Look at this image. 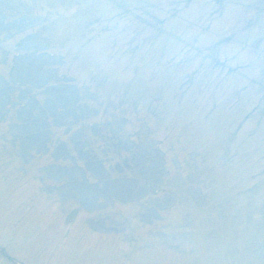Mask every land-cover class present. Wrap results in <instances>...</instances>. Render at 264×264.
Returning a JSON list of instances; mask_svg holds the SVG:
<instances>
[{
  "label": "rangeland",
  "instance_id": "rangeland-1",
  "mask_svg": "<svg viewBox=\"0 0 264 264\" xmlns=\"http://www.w3.org/2000/svg\"><path fill=\"white\" fill-rule=\"evenodd\" d=\"M111 3L113 1L117 4L122 3L121 10L123 12L124 19L127 18L129 22L132 21V19L135 17L136 14H139L140 16L144 17L145 14H149L148 11L151 12V9L160 12L161 10H166V8L176 2L174 0H144L138 1V0H110ZM174 1V2H172ZM248 1V0H246ZM198 6V2H195L192 4L191 10L189 12H179L176 11L177 16L176 18L170 19L163 28V32L166 34H171L175 35V30L174 26H178L180 21L188 19L190 13L196 9ZM219 8H216L215 11H217ZM222 13L221 16V21H227L229 23H222L219 21L217 24L212 25L210 29V36H216V35H224L226 33L231 32L235 27H238L239 25L247 24L248 20L239 22L238 21V16H237V4L236 2H223L222 4V11H219V13ZM172 13V12H171ZM199 17L200 21L204 20V12L200 11L199 12ZM155 15V13H153ZM140 19V18H138ZM144 24L146 23L145 18L142 19ZM132 23V22H131ZM31 28V27H30ZM130 32V29L129 31ZM156 36L158 33L154 32ZM160 40L164 37L163 34L160 36ZM36 39L35 37L31 38V41ZM157 39V38H156ZM159 40V41H160ZM171 39H166L164 41L165 44H170L173 45L175 42L172 40V43H167ZM178 40V39H176ZM175 40V41H176ZM170 45H166L167 50L171 51L173 53V50ZM189 45V44H188ZM199 47V44H198ZM170 53V52H168ZM198 53H193L191 54L188 59L185 60V63H188L189 67L191 68V72L194 74L199 73V66H196V63L198 60L197 56ZM26 54V53H24ZM5 56L4 53L0 54V73L4 76L7 75L8 71L5 72L4 69V63H5ZM169 58V57H168ZM32 67L34 65L31 64V66L22 64L21 71H20V76H24L22 79H26L31 73L33 72ZM177 72L183 71V67L181 66H174L173 68ZM6 73V75L4 74ZM239 74V73H238ZM23 82V81H22ZM179 82V80H178ZM177 82V83H178ZM256 84L258 81H255ZM25 83V82H24ZM176 83V84H177ZM176 84L173 86L175 88ZM172 88V89H173ZM171 89V88H170ZM165 94L168 93L167 90H163ZM195 95L198 97V92L194 88H191L185 95L183 101L185 102V105L188 104V100L190 99L191 96ZM1 97V96H0ZM5 103L4 101H1ZM206 103V107H209ZM6 104V103H5ZM9 108H12V106H9ZM7 117L6 115H1L0 114V120L5 119ZM8 119V118H7ZM3 122V121H2ZM162 126H165L164 121L160 123ZM2 129H7L5 123L0 125V175L5 171L8 173L10 176L14 177L16 175L15 169L16 167L14 166H9L8 168H2L4 164L10 163L11 165H15L14 158L17 157V151H12V150H6V148L3 146L4 144V135H2L3 130ZM220 129V128H219ZM77 134H70L66 136V141H70L72 138L76 137ZM177 136V135H176ZM179 141L180 142H185L186 144L190 145L194 150L189 152V151H180L177 150L175 152L174 158L176 159H184V162L189 160V162H183L182 165L188 164L191 165L192 162H190L192 159H194V151H199L200 149L202 152H207L210 148V144L212 143V136L210 134L206 135V140L204 141L203 137L197 138L196 136L192 138V142H189L187 140V137L185 135L179 134ZM199 147V149L195 146ZM249 146L250 143L247 142L246 146L244 144H241L239 146L240 149L237 148L238 152V157H240L243 153L246 154L249 151ZM256 146V145H255ZM261 146V145H258ZM258 152V151H257ZM190 153V154H189ZM259 153V152H258ZM208 155V154H207ZM214 160V157H210V161ZM136 162L138 163V170L134 168V162L133 159H130L128 162L127 166L131 171H136L134 172L137 177L140 175L142 178L143 175H145L147 178H151V183L152 185L154 184L153 181H157L156 176H150L148 172H153V168H142L141 170L139 167L141 164H143V160L137 157ZM174 161H170V157H168V165H171L173 167ZM96 168L98 169L99 173H102V169L96 165ZM134 168V169H133ZM190 168L183 169L176 167V173L175 175H181L184 174L188 176V170ZM126 170V168H125ZM210 169L208 170V172ZM20 172V171H19ZM156 173H161L159 171H156ZM21 173V172H20ZM142 174V175H141ZM162 176V175H161ZM196 181L194 182H187L186 187V192L184 191L183 187L179 188L181 191L185 192V199L183 200V206H185V210L187 212H190L193 214V216L196 218L197 222L204 223L206 225H211L212 223L216 222L215 220L212 219V215L216 214L219 212L222 201H224V196L220 195L216 190L218 184L216 183L217 181H207V182H199ZM259 182V181H258ZM4 184V179L3 177H0V186ZM180 185V182H179ZM141 186H146V179H142ZM8 189V188H7ZM198 189L200 190V193L198 192ZM181 193V192H179ZM264 193V190H261L259 193L262 195ZM165 197H160V203L164 202ZM21 203L23 201V197H20ZM182 200V199H181ZM180 201V200H179ZM152 202V201H151ZM264 209V207H263ZM262 208H260V214L255 215L254 218L249 216L248 214H245L241 211H235V212H230V213H223L222 215L217 216V222L220 225H216L217 231H212L207 233V240L204 241V249L201 253L197 252L189 254L185 257V264H254V254L257 257H264V246H256L254 247L252 244L253 243H258L257 240H262L264 243V237L263 236V231L259 230L260 228H263L264 226V211ZM197 212V214L194 215V212ZM1 214V213H0ZM5 214H8L5 212ZM192 216V218H193ZM17 217V214L13 215V218L10 221V224L13 222V220ZM255 220V218H257ZM46 223V222H45ZM20 227H14V230L19 229ZM12 232L10 230H7L6 227H0V242L1 243H6L8 241L10 248L14 249L16 252L21 253V248L19 246L14 245L13 243L10 242V240H14L13 238L10 239ZM43 235H47L46 230H43ZM58 242L65 247L66 244H64V240L59 239ZM56 252H57V247L53 246L52 247ZM38 255V259L41 260L43 258V254H34ZM96 253H93L92 255L89 256L88 259L85 261H74L71 260L70 257H65L62 263L58 264H130V261L119 256L116 254H109L107 255L104 259L101 260H96ZM250 258V261L248 260ZM19 259H25L24 256H21ZM260 264H264L260 263Z\"/></svg>",
  "mask_w": 264,
  "mask_h": 264
}]
</instances>
